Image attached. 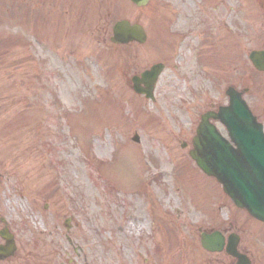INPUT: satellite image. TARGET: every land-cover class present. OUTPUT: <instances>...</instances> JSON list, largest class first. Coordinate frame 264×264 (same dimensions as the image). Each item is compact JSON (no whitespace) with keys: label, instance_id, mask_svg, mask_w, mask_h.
<instances>
[{"label":"rangeland","instance_id":"1","mask_svg":"<svg viewBox=\"0 0 264 264\" xmlns=\"http://www.w3.org/2000/svg\"><path fill=\"white\" fill-rule=\"evenodd\" d=\"M15 1L29 6L32 17L24 26L18 9L11 16L0 5V37L16 35L22 42L0 48V158L16 176L17 202L32 226L49 230L41 208L51 191H58L55 201L64 195L68 200L55 204L54 237L63 235L65 211L71 215L85 207V231L104 246L115 230L113 212L132 216L157 201L179 207L182 217L219 212L221 188L189 162L190 146L180 148L212 94L179 102L184 80L179 74L175 79L173 60L157 81L153 102L130 89L133 74L162 59L160 4L173 11L199 0H149L139 9L127 0ZM212 5L217 0L204 3ZM229 5V23L236 22L234 14L243 15L245 45L255 48L259 40L251 33L262 32L264 0ZM36 8L40 17L34 19ZM119 19L143 25L146 42L113 46L109 36ZM163 53L169 56L170 49ZM134 132L137 144L131 141ZM100 213L102 218L93 219ZM101 255L106 264L113 262L108 249Z\"/></svg>","mask_w":264,"mask_h":264},{"label":"flooded vegetation","instance_id":"2","mask_svg":"<svg viewBox=\"0 0 264 264\" xmlns=\"http://www.w3.org/2000/svg\"><path fill=\"white\" fill-rule=\"evenodd\" d=\"M218 1L210 12L194 3L176 11H168L163 5L159 18L163 71L175 61V79L179 74L184 80V85L180 82L183 93L178 94L179 100L189 97L198 101L202 95L212 94L213 100L203 112H217L226 105L229 90L239 93L264 132V71L255 69L249 57L252 50H264V36L250 32L259 42L255 49H248L247 31L240 23L244 24L245 20H240L244 16L234 14L236 22L231 25L229 0ZM167 48L169 56L163 53ZM211 122L227 137L219 121ZM196 128L195 121L191 142ZM4 166L5 160L0 158V264H106L101 255L106 249L113 261L109 264H236V258L225 252L231 234L237 235V251L247 257L249 264H264V223L244 209L231 207L228 197H223V215L206 212L199 219L194 212H190L191 217H182L179 207L164 206L159 201L151 207L142 206L144 209L136 211L129 221L124 213L113 212L115 230L104 246L95 243L78 223L72 227L73 215L66 219L62 237H53L52 231L38 232L17 202L14 174L5 173ZM51 206L57 209L54 204H46L44 209ZM57 217L53 212L51 218ZM131 226L133 232L129 233ZM201 232H218L210 243L215 244L220 236L222 251L203 249Z\"/></svg>","mask_w":264,"mask_h":264},{"label":"water","instance_id":"3","mask_svg":"<svg viewBox=\"0 0 264 264\" xmlns=\"http://www.w3.org/2000/svg\"><path fill=\"white\" fill-rule=\"evenodd\" d=\"M131 1L137 6L147 3V0ZM144 40V31L137 24L130 25L128 21L122 20L112 28L113 43H142ZM254 61L257 65L260 58L254 57ZM159 71L160 66L155 65L143 72L140 78L133 77L134 90L153 99V84ZM139 83H143L145 88H140ZM230 96V105L222 108L217 116L226 126L236 149L212 125L206 123L205 115L198 129L201 141L194 144L196 150L190 154L204 173L214 176L222 184L224 192L237 206L245 207L252 216L264 221V136L245 103L237 96ZM208 239V236L203 237L202 245L213 249ZM228 251L238 257V264L246 263L244 256L236 253L233 244Z\"/></svg>","mask_w":264,"mask_h":264}]
</instances>
